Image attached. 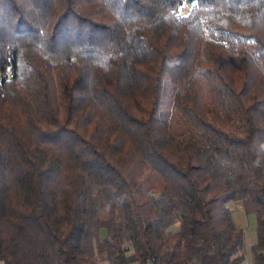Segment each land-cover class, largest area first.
<instances>
[{"label": "trees", "instance_id": "obj_1", "mask_svg": "<svg viewBox=\"0 0 264 264\" xmlns=\"http://www.w3.org/2000/svg\"><path fill=\"white\" fill-rule=\"evenodd\" d=\"M181 2L0 0V264H264V0Z\"/></svg>", "mask_w": 264, "mask_h": 264}, {"label": "crops", "instance_id": "obj_2", "mask_svg": "<svg viewBox=\"0 0 264 264\" xmlns=\"http://www.w3.org/2000/svg\"><path fill=\"white\" fill-rule=\"evenodd\" d=\"M230 216L234 223L241 225L243 227L242 247H241V252L243 254V261L241 262V264H246L248 260L249 245L255 240V231H254L255 218L252 213L243 212L239 203H235V205H233V209L232 210L230 209ZM105 264L107 263L105 262Z\"/></svg>", "mask_w": 264, "mask_h": 264}, {"label": "rangeland", "instance_id": "obj_3", "mask_svg": "<svg viewBox=\"0 0 264 264\" xmlns=\"http://www.w3.org/2000/svg\"><path fill=\"white\" fill-rule=\"evenodd\" d=\"M166 118V121L168 123L169 128L173 131V132H183V131H188L185 123L183 122L182 118L177 114V112H175L172 108H169L166 112V115L164 116ZM235 203H238V201H228L227 205L229 206V208L232 210L233 209V205H235ZM174 226H170V228H173ZM99 264H105V262L100 261Z\"/></svg>", "mask_w": 264, "mask_h": 264}, {"label": "built area", "instance_id": "obj_4", "mask_svg": "<svg viewBox=\"0 0 264 264\" xmlns=\"http://www.w3.org/2000/svg\"><path fill=\"white\" fill-rule=\"evenodd\" d=\"M193 4V0H182L181 4L177 7V9L174 11L176 14H184L186 13ZM4 76H8L9 75V69L8 67L4 68L3 70ZM133 264H137V263H133ZM145 264H149L148 262H146Z\"/></svg>", "mask_w": 264, "mask_h": 264}]
</instances>
